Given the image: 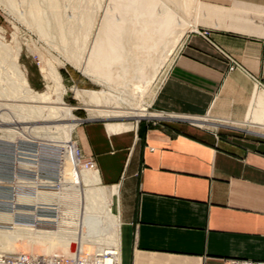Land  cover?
<instances>
[{
	"label": "crops",
	"instance_id": "0c3cea01",
	"mask_svg": "<svg viewBox=\"0 0 264 264\" xmlns=\"http://www.w3.org/2000/svg\"><path fill=\"white\" fill-rule=\"evenodd\" d=\"M200 1L163 117L74 132L119 218L117 264L264 261V0Z\"/></svg>",
	"mask_w": 264,
	"mask_h": 264
},
{
	"label": "bare ground",
	"instance_id": "6f19581e",
	"mask_svg": "<svg viewBox=\"0 0 264 264\" xmlns=\"http://www.w3.org/2000/svg\"><path fill=\"white\" fill-rule=\"evenodd\" d=\"M97 1L99 2V0ZM97 1L5 0L7 6L13 10L15 9L17 11L18 8H23V11H20L21 16H18L29 18L25 21H28L41 35L47 36L49 29L52 27L51 29L62 47L66 49L75 48L76 50H81L79 46L80 40L83 42L85 40L87 41L93 29L98 13L95 10L97 12L95 15L94 9L96 5L97 10L100 9V3L97 4ZM173 2H175L174 5H176V8L179 9L180 7L181 11L187 12L188 18L191 16L195 24H197L196 21L201 11L199 0H174ZM110 4L112 5L111 12L108 10L104 11L105 22L110 23L105 32L102 31L104 35L98 34L93 41L92 53L98 55L99 60H103L108 69L113 72L110 73V76H114L113 81L116 82V80H119L121 82L132 83L136 85V89H140L141 86L137 85L138 82L136 80L139 73L155 65V62L157 63V59L160 57V55L158 57L159 49L164 51L168 48L167 52H169L173 47L175 48V45L181 41L185 28L187 29L188 26L183 27V23L181 26H177L176 17L169 11L163 15L158 14L161 19L157 21L154 19L157 13L153 7L145 10L136 8L129 13L127 9L129 0H110ZM108 19L111 21H107ZM192 19L189 20L192 21ZM53 33L50 35L53 36ZM165 36L170 38L168 39L167 37V40L162 42L161 39ZM104 40H106L109 46L106 47L103 44ZM81 46L83 45L81 44ZM163 47L165 48L163 49ZM10 53L8 48H2L3 55L0 54V60L6 61V59H11L9 66L14 76V85L13 87L10 85L13 88L11 90L12 94H10L13 98L17 99V102L12 101L13 103L10 104L4 101L5 103H0V126L2 127L4 124L13 126L9 130H1L2 138L8 140H13L16 137L26 139V130H31V133L34 135L50 139L53 137L51 130L57 131V127H59L58 124H55L61 121L58 120L61 117L60 115L62 114L63 118H67L68 121L72 116L71 111L73 110L72 107L64 104L62 101L61 95L64 91L61 89L59 76L52 70H42L44 79L46 81L48 80L50 84L45 85L47 89L45 92L37 93L28 86L22 71L13 58L14 55L11 56ZM81 73L88 74V69H81ZM4 90L1 89V92ZM73 93L77 101L84 105H92L89 111L98 116L112 118L129 117L137 120L141 118L163 117L161 114L157 115L147 110H138L136 108H129V110L126 109L125 111L124 109H122L123 111L99 109L97 104L100 102V95H102L99 91L74 88ZM21 124H28L29 126L20 127ZM36 124L46 125L48 127L41 129L33 128ZM6 126L9 127L8 125ZM61 128L65 130V145L62 147L66 148L72 137H70L72 126ZM29 138L33 139L30 136ZM68 158L70 157H66L64 161ZM71 164L64 171L65 164L63 163L61 169V173L64 171L62 178L66 183L65 185H68V188L72 186L71 181L75 177L76 172L79 174L82 173L81 177L84 181V186L87 184L92 186L94 184L95 187L86 188L82 185V189H84L81 191L82 200H72V195L68 194L67 197L64 195L59 200L61 186L56 189L55 182H48L45 184L51 186V188L47 189L44 187L41 188L39 186L40 183H38L34 197L19 195L15 200V204H27L28 206L35 207L39 205L56 206V208H59V212L57 215L58 218L53 219L55 220L53 221L55 225L51 227H45L46 225L38 227L17 225L14 219L15 213H18L17 211L0 213V226L5 227L3 229L0 228V242L8 238L16 240L17 237L28 235H44L46 242L49 245H54L52 249L55 253L52 250H45L40 252L43 254L39 255H55L59 249L62 250L65 246H68L69 248L65 247L63 250H69V255L62 254L63 256L70 257L81 251L84 254L93 256L98 254L103 256L106 254L109 257L107 259L112 260L113 257L109 255L117 254V264L119 252V218L113 212V203L110 201L108 197L109 193L107 192L109 189L105 190V188L97 187L98 179L93 170L76 169L73 163ZM73 207L83 210L81 213L78 212L79 209L72 211ZM72 212L74 213L72 214ZM84 236L88 238V241L82 240ZM17 242L20 243L18 239ZM21 246V243L16 244V246L6 244L0 247V255L3 253L38 255L37 253L30 254L32 251L31 247L29 249L26 246L19 248Z\"/></svg>",
	"mask_w": 264,
	"mask_h": 264
},
{
	"label": "rangeland",
	"instance_id": "374dc122",
	"mask_svg": "<svg viewBox=\"0 0 264 264\" xmlns=\"http://www.w3.org/2000/svg\"><path fill=\"white\" fill-rule=\"evenodd\" d=\"M173 1L172 0H129V5L127 8L129 10V13L136 8H139L140 10H145L153 7L155 12L157 13L154 16L155 20L160 21L161 18L159 17V15H163L169 11L171 14H173L176 17L177 26H181L182 23H183L182 24L183 27H185L186 25L188 26L187 29L185 28L181 41L177 45H175V48L173 47L172 50H170L169 52H167L168 48H166L167 50H164L165 53L162 49L161 50L159 49L158 50V57L160 55L159 57L160 59L158 58L159 62L157 59V63L155 62V65H152L148 67L145 71L139 73L136 80L138 82L137 85L141 87L140 89H136L135 88L136 85H133L132 83L121 82L119 80L118 81L116 80V82L113 81L112 79L114 78V76H110V73L113 72L108 69V67L106 66L103 60L102 61L99 60L100 58L98 57V55L92 53L93 41L95 40L98 34L104 35L103 33L105 32L106 28L110 23V22L107 23L105 22V14H104L105 10H108L109 12H111L112 10V5L110 4V0H99V2L97 1L98 3L96 2L97 4L100 3L99 5L100 9L97 10L96 8L97 5H96L94 9V13L95 15L97 13L96 11H98V13L95 18V24L90 32L89 37L87 38V41L85 40V42H83L82 40H80L79 46L81 47L80 48L81 50L78 49L76 50L75 48L72 47H71L72 49H70L69 47H68L69 49L62 47L61 43L58 41V38L52 31L51 29L52 27L51 28L49 27L51 30L49 29L48 31L49 34L47 36L41 35L28 21H25L28 20L29 18L25 16H22L23 18L18 16V15L21 16L20 11H23V8L22 9L18 8L17 11L15 9L13 10L12 8L7 6L5 0H0V54H2V48L3 49L4 47L6 49L8 48L9 52H11L10 53L11 56L14 55L13 58L15 59V62L17 63L19 69L22 71L26 79V82L28 83V86L37 93L45 92L47 90L46 86L50 84L48 80L46 81V79H44V74L42 70L54 71L59 76V83L61 85V89L64 91L61 95L62 101L64 104L72 107L73 109L71 111L72 116L68 121L67 118H63L62 114L60 115L61 117L58 118V120L61 121L55 124V125L58 124L59 127H57V131L51 130V132L53 133L52 135L53 137L50 139L34 135L33 133H31V130H26L25 132V135H27L25 136L26 139H22L20 137H16L13 140L4 139L2 138L1 130H9L13 128V126L11 127L9 124H4L2 125V127L0 126V144L2 145L7 144L8 146H10L11 144L9 142L19 141L21 147L26 148L28 150L32 149L34 152L39 151L41 152V155H43L44 152H48L49 150L54 153H58L61 151L62 146L65 145L64 143L65 130L62 129L61 127L65 128L67 126H72L70 137L72 136L71 138L73 140H76L74 138L75 130L77 129L78 125L82 124L87 120H104V121H111L116 123H128V122H139L145 120L160 119V118H152V119L141 118L138 121H136L137 119L129 118V117L112 118V117L98 116L97 114L89 111V109L91 108L90 106L92 105H84L75 99L73 89L76 88L79 90L99 91L100 93H102V95H100V102L97 104L99 109L100 108L105 110L114 109V111L115 109L116 111H123L122 109H124L125 111L126 109L129 110V108H136L138 110H147L150 113L160 115V113L158 111H155L154 109V105H153L154 97L169 71L173 59L176 56L182 44V40L184 36L188 31H192L194 28H196V26L201 21L199 19V23L195 24L191 16L188 18L187 12L181 11L180 7L179 9L175 7L176 5H174L175 2ZM199 2L201 1L199 0ZM189 19L190 20L192 19V21H190ZM107 21H111V20L108 19ZM52 33L53 36L50 35ZM167 37L166 36L163 37L161 39L162 42L166 41ZM169 38L170 37H168V39ZM81 44L83 46H81ZM103 44L106 47L109 46L106 43V40H104ZM164 48L165 47H163V49ZM7 61L9 62L7 63ZM10 61L11 59H6V61L0 60V93H2L0 97V103L6 102L12 104L13 103L12 101L17 102V99L11 96L12 94L11 90H13L12 87L14 85L13 82L14 76L9 66ZM153 66L156 67L153 68ZM83 68L88 69V74L81 73V69ZM10 85H12V87ZM1 89L2 90L6 89V90L1 92ZM5 91L8 92L6 93ZM7 95H9V97L6 98ZM6 125H8L9 127H7ZM24 126L26 127L29 125L28 124L20 125V127H24ZM43 127H48V126L37 125V124L33 126V128H39V129ZM29 136L32 137L33 139L29 138ZM65 159L66 157L64 158V160ZM71 163L72 162L70 161V158L64 161L65 164L64 171L68 168L69 165H72ZM41 164H43V160L41 161ZM50 167H51L50 172L53 175L52 178L55 179L57 175L56 174L57 168H55V165H50ZM40 168L42 167L40 166ZM64 171L61 173V178H60V181L62 183L60 186L62 189L59 190L61 191L59 200H61L62 196L64 195L67 197V194L72 195L71 196L72 200H77V199L82 200L81 191L84 190L82 189V185L84 186V181L82 180L81 177L82 173L79 174L75 171L76 172L75 177L72 178L71 181L72 186H70L71 188L70 187L68 188V185H65L66 183L62 178L64 175ZM84 187L90 188V187H95V185L93 184L92 186H90V184H87ZM97 187L100 186L97 185ZM69 190H74V191L69 192ZM74 209H79V208L73 207L72 211H74ZM82 210L80 208L78 212L81 213ZM73 213L74 212H72V214ZM31 236L28 235L23 237H17L16 240L8 238L5 241L0 242V247L5 246L6 244H12L16 246V244L21 243L22 246H26L28 247V249L31 247V250L33 252L32 251L31 253L29 252L30 254L37 253L39 255V254H43L40 252L45 250L53 251L52 247L54 245H49L48 242H46V238L44 237V235H38V236L31 235ZM17 239L20 243L17 242ZM87 239L88 238H86L85 236L82 237V240L84 241H88ZM22 246L19 248H22ZM63 249L62 250L59 249L56 253L58 255H62V254L69 255V250L67 249L63 250ZM53 253H55V251H53ZM3 254H8V253H3Z\"/></svg>",
	"mask_w": 264,
	"mask_h": 264
},
{
	"label": "built area",
	"instance_id": "2783aa9c",
	"mask_svg": "<svg viewBox=\"0 0 264 264\" xmlns=\"http://www.w3.org/2000/svg\"><path fill=\"white\" fill-rule=\"evenodd\" d=\"M11 145L0 144V213H15L14 219L17 225L38 227L46 225L51 227L54 224L53 219L58 218L59 208L56 206L39 205L28 206L27 204H15L19 195L34 197L36 185L50 189L46 185L48 182H55V187H60L61 169L65 157H70L76 169L90 170L97 172L94 162L84 157L76 140H71L66 148L54 153L52 151L34 152L20 146L19 141L9 142ZM43 158V159H42ZM43 160V164L41 161ZM45 163V164H44ZM43 165V166H42ZM50 165H55L57 175L54 178ZM40 166L42 168H40ZM31 185V186H30ZM35 186V188H33ZM0 228H5L0 226ZM112 260L106 254L103 256L87 255L79 251L72 256L63 255H27L23 253L1 254L0 264H116V256ZM226 264H264V261H253L246 259H229Z\"/></svg>",
	"mask_w": 264,
	"mask_h": 264
}]
</instances>
